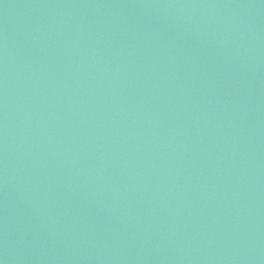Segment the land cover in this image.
Listing matches in <instances>:
<instances>
[{
  "label": "water",
  "instance_id": "1",
  "mask_svg": "<svg viewBox=\"0 0 264 264\" xmlns=\"http://www.w3.org/2000/svg\"><path fill=\"white\" fill-rule=\"evenodd\" d=\"M0 264H264V0H0Z\"/></svg>",
  "mask_w": 264,
  "mask_h": 264
}]
</instances>
